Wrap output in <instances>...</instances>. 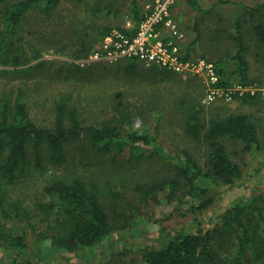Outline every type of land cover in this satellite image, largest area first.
<instances>
[{
    "label": "rangeland",
    "instance_id": "obj_1",
    "mask_svg": "<svg viewBox=\"0 0 264 264\" xmlns=\"http://www.w3.org/2000/svg\"><path fill=\"white\" fill-rule=\"evenodd\" d=\"M17 1L20 0H0V31L5 26L7 6ZM132 2L62 0L49 14L40 9L29 12L21 29L23 41L20 44L30 61L16 69L0 65V95L14 89L16 96L19 87L25 88L30 116L43 126L52 125L54 101L61 96L78 108L85 125L112 123L126 129L128 126L122 118H129L135 129L156 133L168 152L188 151L204 169L210 150L204 141H195L186 135L187 113L196 112L202 121L246 114L264 142V57L252 33L256 17L261 16L255 14L251 18L243 9L261 5L264 0H199L208 13L195 11L185 0H173L172 17L185 35L181 45L183 55L189 52L191 58L204 59L214 66L216 62L218 68L225 70L235 67L232 60L237 50L232 39L235 21L239 18L247 21L244 24L249 46L247 60L250 78L256 80L249 87L256 98L248 103L219 98L210 104L202 103L206 86L203 79L193 74L161 72L159 66L142 61L131 73L126 70L130 59L109 62L93 60L92 55L87 59L76 57L83 44L96 51L106 28H123L127 21L133 22ZM137 2L143 15L146 6L153 5L155 0ZM37 52L41 58L34 59ZM27 68L30 70L25 72ZM232 86L242 85L235 79ZM223 141L230 158L242 166L243 176L232 188L214 190L215 203L197 214L190 212L188 203L180 204L178 200L169 203L164 194L159 195L157 201H143L134 192L137 183L157 181L166 175L167 170L158 160L130 164L127 152L115 163L96 154L85 139L68 147L67 163L52 166L46 161L43 171L33 169L31 154L29 173L9 188L11 198L20 199L23 207L31 212L30 225L25 221L18 224L26 237L31 260L14 261V256L6 255L0 246V264H146L141 250L159 247L167 232L181 229L198 232L219 225L220 216L235 201L264 194V151L254 149L243 153L241 143L228 138ZM75 171L86 180L99 182L108 197L102 198L108 211L114 210L112 204L117 197L112 194L118 193L121 199L119 205L115 204L117 210L134 218L130 227L115 231L96 247L73 253L56 251L49 243L46 246L41 242L39 235L45 231V223L34 203L38 198L43 199L42 188L53 176Z\"/></svg>",
    "mask_w": 264,
    "mask_h": 264
},
{
    "label": "trees",
    "instance_id": "obj_2",
    "mask_svg": "<svg viewBox=\"0 0 264 264\" xmlns=\"http://www.w3.org/2000/svg\"><path fill=\"white\" fill-rule=\"evenodd\" d=\"M61 1L20 0L7 6L4 12L5 26L0 31V65L16 69L30 61L20 44L23 41L21 29L28 13L40 9L49 14ZM185 2L199 13L209 12L202 8L199 0ZM243 9L251 18L255 14L261 16L256 17L252 33L264 57V3ZM143 17L137 0H133V34ZM246 22L244 18L235 21V36L232 38L237 49L232 57L234 69L218 68L215 62L220 76L218 85L222 88H230L235 79L243 87L256 83L255 79L250 78L247 60ZM111 30L106 28L103 37ZM94 52L83 44L76 57L87 59ZM39 58L41 54L37 52L34 59ZM130 60L126 70L133 73L141 62ZM70 65L79 68L75 63ZM40 66H43L42 63ZM158 69L169 72L163 67ZM27 70L30 68L24 69L25 72ZM14 93L15 90L10 89L0 95V246L6 255L14 256V261L31 260L26 237L18 225L21 221L30 225L31 212L23 207L20 199L11 198L9 189L29 173L31 154L34 156L33 169L43 171L46 161L52 166L67 163L68 147L85 139L96 154L108 157L115 163L127 152L130 164H138L146 159L158 160L167 170L166 175L157 181L137 183L134 192L143 201H157L159 195L164 194L169 203L177 200L180 204L188 203L190 212L197 214L215 203L214 190L232 188L243 176L242 166L229 156L223 141L225 138L241 143L243 153H250L254 149L264 151L258 128L246 114L202 121L196 112L187 113L186 135L192 140L204 141L210 150L204 169L190 152H168L156 133L135 129L129 118H122L128 126L126 129L112 123L85 125L78 108L65 96L54 101L52 125H39L30 116L27 90L19 87L16 96ZM233 98L248 103L256 96L245 91L242 95L234 94ZM42 191L43 199L39 201L38 198L34 203L45 223V231L39 237L44 245L49 243L56 251L73 253L96 247L115 231L130 227L134 218L117 210L121 199L118 193L112 194L117 199L112 204L114 210L108 211L102 200L107 194L100 188L99 182L86 180L76 171L53 176ZM220 218V224L211 229L167 232L159 247L141 250L143 261L146 264H264V194L235 201Z\"/></svg>",
    "mask_w": 264,
    "mask_h": 264
},
{
    "label": "built area",
    "instance_id": "obj_3",
    "mask_svg": "<svg viewBox=\"0 0 264 264\" xmlns=\"http://www.w3.org/2000/svg\"><path fill=\"white\" fill-rule=\"evenodd\" d=\"M172 3L173 0H155L153 5H147L143 19L135 27V35L131 21H127L123 28L111 30L100 41L92 55L93 60L137 59L169 71L193 74L203 79L206 86L203 104L213 103L219 98L231 101L234 94L242 95L245 91L253 93L252 87H220V77L213 63L183 55L181 45L185 35L172 17Z\"/></svg>",
    "mask_w": 264,
    "mask_h": 264
}]
</instances>
